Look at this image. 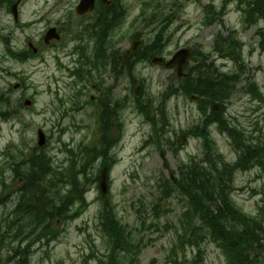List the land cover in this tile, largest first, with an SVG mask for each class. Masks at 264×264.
<instances>
[{"label":"rangeland","instance_id":"rangeland-1","mask_svg":"<svg viewBox=\"0 0 264 264\" xmlns=\"http://www.w3.org/2000/svg\"><path fill=\"white\" fill-rule=\"evenodd\" d=\"M8 1L0 0V93L8 96L13 106L18 108L11 116L18 113L19 117L17 120L8 122L0 119V169L3 170L2 165L6 161L3 157L6 150L9 154H17V156L21 154L20 158L26 160L36 146L37 131L42 130L49 141L46 153L51 159L53 172L61 173L67 167L69 156L65 148H75L77 165L74 163L73 170L68 173L69 180L64 183L70 184L71 182L72 184L71 177L81 190H85L89 181L83 184L82 174L73 176L71 173H79L78 167L82 163L78 152L81 151L80 148H87L88 145L97 143L102 138V134L99 128L100 120H97L99 112L96 111L94 117L92 107L79 108L77 111L71 110L74 108L73 95L76 88L67 70L59 67L60 65L68 68L72 66L76 56H70L69 53L74 50V43H70L67 37L68 41L62 47L59 45L55 50L43 53L42 62L30 60L22 63L8 55L9 51L15 54L25 51L28 40L32 43L39 40L44 27L41 24H32L36 16L41 15L50 21L53 20L52 24H55L58 20L54 19L60 15L66 17L70 11L76 15L74 9L79 0H21L18 7L19 22L17 24L13 22L7 10ZM118 1H122V4L116 12L114 33L111 27L105 29L106 37L110 39V48L125 52L132 40L129 37L140 36L141 40L147 43L145 52L151 53L156 38L160 37L159 45L162 53L158 55L163 54L166 59L181 49H198L214 63L221 73L230 74L236 71L231 62L217 59L218 55L213 52V39L219 32V27L216 25L207 28L202 26L203 8L208 4H213L218 9L223 0H201L200 2L163 0L160 3L161 8L156 9L150 5V8L145 9L148 12V20H141L139 17L143 9L142 2L152 4L153 0ZM93 15L94 13L87 19ZM79 20V18H72L68 26L70 39L74 42L76 32H79ZM224 22L227 31H233L242 43V56L246 63L245 75L234 87L232 97L227 103L220 104L224 106L223 111L226 113L224 119L232 126L242 127L248 136L252 135L255 138L261 136L263 140L264 126L261 124L258 127L255 126L261 118V113L255 107L258 104L256 101L252 102L250 95L245 93L248 83H255L264 95V53L258 51V39L254 35L261 26L245 29L242 26L241 15L235 10L234 4L229 6ZM28 24L29 26H25ZM70 26L72 27L69 28ZM82 27L80 26L81 30H83ZM224 34L226 35V32ZM84 38L87 41L89 36L84 35ZM87 46L92 53L93 44L87 43ZM60 47L66 48L61 50ZM105 56L108 57L109 54L105 52ZM140 56L141 54L136 58ZM98 64L99 67L95 71L101 82L99 92L106 95L111 89L113 100H108V102L113 101L118 107V121L111 120L108 123L110 131L117 133L113 136H119V142L113 151L109 152L110 160L114 163L108 176L110 183L108 182L107 203H111L113 213L127 227L126 233L131 232L132 239L142 249L140 264H165L166 257L172 255L169 249L175 242V225H178L183 218L181 216L183 206L176 192L168 199L158 202L161 213L159 219L153 223L156 224V229L147 230L149 223L154 221L150 215V207L152 204L155 205L160 197V192L156 188L160 180H168L170 175L177 178L178 169L179 171L184 169L192 160L195 163L204 161L205 155L201 148V141L193 136L196 132L194 130L196 125H200L204 115L198 109L197 103L191 101L185 94L179 98L162 99L161 94L163 93L169 96L173 90L172 84L178 87L184 83L183 80L176 78L175 71L164 67H154L147 61L143 63L136 61L128 77L124 72H122L123 77H120L119 74H111L104 63L99 62ZM194 64L190 62L189 67ZM116 71L119 72V68ZM20 78L25 79V88L18 89V91L12 89V92H9V87L20 83ZM139 85L142 86V93L139 92L138 96H134L133 93ZM96 96L99 95L96 94ZM79 99L80 105L77 107L85 102L82 96ZM26 100L31 101L29 108L24 106ZM159 104L164 107L166 117L162 115L165 118V125L159 127L160 124H158L157 128L164 129L172 141L170 144H167L165 140L159 141V144L164 146L163 157L149 142H146L151 129L144 122L139 110V107H148L150 111L153 106ZM64 113H66L65 116H61ZM190 129L192 130L191 136L184 137V141L181 142V137L186 134L185 131ZM209 132L210 140L215 146V159L219 161L218 155H220V159L233 163L236 156L226 136L218 133L217 125L216 128L210 127ZM64 144L66 146H63ZM96 162L89 170H86V177L88 175L92 177V173L97 172L99 160ZM6 171H4V177L7 184H11L10 190L18 187L20 179L8 170ZM262 183L263 180L257 170L235 172L232 183L227 185V191L231 201L239 209L254 217L259 210L257 203L261 196L258 192ZM96 187L97 184L92 186L85 195L88 207L83 213L77 211L70 213L67 216L70 219L57 228L54 225L55 221L51 224L50 230H55L57 233L49 241L44 239L41 243L36 238L41 232L39 230L21 245L22 248L29 245L24 264H96L95 259H92L89 254L92 248H94L92 254L99 257L104 256L105 243L101 238L102 232L98 218L107 212L101 210L98 200L100 194ZM61 188L69 192L70 187L65 188L62 185ZM15 201L16 197H13V201L10 200L7 206L0 205V239L4 238L2 231L5 230L9 233L8 236H15L12 234L13 231L16 232L15 224L9 222L11 216L8 214ZM142 219L146 221L144 228H140L139 225ZM165 225H170L171 230H166ZM3 246H6L5 250L12 248L17 251L18 241L6 237L2 241L1 247ZM185 255L186 261H182L180 256L179 263L191 264L187 260L194 261L195 252L187 250ZM7 257L5 251L0 250V264H8ZM200 259L202 264H223L224 262L221 252L208 241L202 245ZM260 264H264V261Z\"/></svg>","mask_w":264,"mask_h":264},{"label":"trees","instance_id":"trees-1","mask_svg":"<svg viewBox=\"0 0 264 264\" xmlns=\"http://www.w3.org/2000/svg\"><path fill=\"white\" fill-rule=\"evenodd\" d=\"M239 6L242 7V12L247 14L248 24H254L258 21L264 23V0H238ZM239 7V8H240ZM260 48L264 51V31H260ZM215 51L220 56L231 58L236 62L240 61L239 53L237 52L238 44L235 41V37L228 36L227 39L219 38L216 42ZM206 59L200 62L197 69L195 79H189L187 85L183 87V91L187 95L195 94L202 98L204 101H216L223 102L230 95L233 87L236 85L237 78L229 77L219 74L212 64L206 65ZM195 84V86L192 85ZM251 94L253 98L259 102L262 121L264 125V96L260 93L255 86L251 87ZM207 99V100H206ZM6 100L0 97V103H5ZM223 117L220 114H212V118L207 120L206 124L213 122L218 123L219 129L228 134L232 139L233 146L239 151V158L234 165H227L220 161L221 167L218 162H208V166L193 165L191 168H187L185 173L182 174V180L179 183V190L181 194L186 195L190 201L191 213L188 212L186 217L195 218L201 220L202 226L206 227L209 232H204L202 228L189 225L184 229L186 236L182 237V246L188 245L190 247L198 248L203 239L209 234L211 240L215 243L216 247L220 249L225 256V264H260L264 261V184L262 186V198L258 206V215L255 218H247L243 213L234 208L232 201L229 198L227 192V183H231L232 174L235 170L240 172H248L253 169H257L264 177V138H254L253 136H247L240 128L233 127L227 129L226 124L222 120ZM258 125V124H257ZM199 131L196 133L198 136H202L205 139L206 147L211 148L208 140V136ZM67 153L73 155L74 150L68 149ZM81 151H79L80 153ZM90 159L95 158L98 155V149L96 146L85 151ZM98 152V153H97ZM74 162L71 161L70 170L73 168ZM45 166H48L46 163ZM70 170H68L70 172ZM73 176H77L79 173H71ZM56 185L58 178L55 174ZM69 180V175L67 176ZM75 191H79L74 183V178H71ZM76 182V181H75ZM164 196L170 194L168 184L163 183ZM33 198V197H32ZM32 198L26 200L29 203ZM48 199V198H47ZM45 197H42L39 201V208L33 214L32 211L28 215L26 222L31 225L32 222L37 225L42 224V219H35L49 211H53L54 200L48 202ZM81 199V198H80ZM82 200V199H81ZM218 203V204H217ZM215 206V213L211 206ZM107 206V205H106ZM36 216V217H35ZM105 220L109 225L108 232L111 238L114 240L113 250L120 249V252H126L129 239L124 237V231L119 229L115 224L112 215L105 216ZM44 223H46L44 221ZM18 224V223H17ZM19 225V224H18ZM27 227H25L26 229ZM8 232L6 236H8ZM4 233V238H6ZM10 237V236H8ZM2 238V241L4 240ZM13 239H19V242H23L26 237L22 234L14 236ZM13 251V249L11 250ZM200 250L197 249L199 254ZM251 253H254L253 260L250 259ZM200 256L196 260L197 264L200 262ZM109 264H122L121 260L113 256L109 259ZM123 264H126L125 262ZM129 264H134L129 262Z\"/></svg>","mask_w":264,"mask_h":264},{"label":"water","instance_id":"water-1","mask_svg":"<svg viewBox=\"0 0 264 264\" xmlns=\"http://www.w3.org/2000/svg\"><path fill=\"white\" fill-rule=\"evenodd\" d=\"M93 5V0H81L80 5L77 8V12L79 14H83L84 12H86L88 9L92 8ZM17 6V4H15L12 7V12L15 14L14 8ZM136 51V47H134L128 54V56H130L132 53H134ZM189 57V54L186 51H182L180 53H178L174 59L167 65V68H170L172 66H177L179 72L182 71L183 66L186 63L187 58ZM154 63H162L161 60H153ZM39 145H42V141L39 142ZM100 188H101V192L103 194V197L105 196L106 193V183H105V174L104 172L102 173L101 176V184H100Z\"/></svg>","mask_w":264,"mask_h":264},{"label":"flooded vegetation","instance_id":"flooded-vegetation-1","mask_svg":"<svg viewBox=\"0 0 264 264\" xmlns=\"http://www.w3.org/2000/svg\"><path fill=\"white\" fill-rule=\"evenodd\" d=\"M39 52V50H37Z\"/></svg>","mask_w":264,"mask_h":264}]
</instances>
